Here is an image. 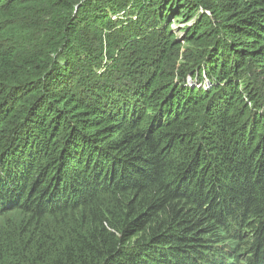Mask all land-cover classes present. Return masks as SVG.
Returning <instances> with one entry per match:
<instances>
[{"label":"trees","instance_id":"1","mask_svg":"<svg viewBox=\"0 0 264 264\" xmlns=\"http://www.w3.org/2000/svg\"><path fill=\"white\" fill-rule=\"evenodd\" d=\"M189 1L0 0V264H264V0L113 58Z\"/></svg>","mask_w":264,"mask_h":264},{"label":"rangeland","instance_id":"2","mask_svg":"<svg viewBox=\"0 0 264 264\" xmlns=\"http://www.w3.org/2000/svg\"><path fill=\"white\" fill-rule=\"evenodd\" d=\"M186 2L187 1H184L182 3L183 6ZM189 2H190L189 4L194 3L197 8L195 7L194 4L191 6V10L186 9V11H185V10H182L180 8L179 9L174 8L173 12L170 15H167L165 17V19L163 21L159 22L158 24H153L152 22H150L149 20L144 18L143 22L139 23V31L137 32V34H139L142 42H140L139 45H135L138 48V50L136 51V55H134L133 51H130V52L127 51V53L123 54V56L118 55V54H116V51H113V53H114L113 58L115 59V64L116 63H122V60L120 57H123V60L128 62V66H129V64L134 63V66L138 67L140 56L137 55V52H139V51L146 53V55L144 56V62L146 63L152 57H154V55L156 54V51H157V46H156V43L154 45V41L156 39H158L159 37H157L156 33H153V32L158 31V30H163V31H165L164 34L167 35L166 29H168L170 31L168 35H173V39H175V41L177 43H179V44H176L173 41V43L176 44L174 46H176V47L178 46V49L175 50V52L176 51L177 52H176L175 56H173L171 61H170L168 71L171 72V70L175 71L177 69H183L184 66L186 65L185 61L187 59L193 57V55L197 53L196 46H191V45L187 44L186 42H183V36H184L187 28L191 27L193 24L196 25L199 21H202L203 19H205L208 22V25L204 28L206 34L203 36V39H201L199 41L208 42L207 39L211 35V34H208L210 30L212 31V33L217 34L216 38H218V39L224 38L228 41L231 40V37L229 35L225 36V37L223 36L222 30H220V33H219L220 26H219L218 22L215 20L214 14L212 12L214 6L223 4V2H221V0H190ZM143 11H146V10L143 9L141 13H143ZM79 16H80L79 22L80 23L83 22L84 26H85L82 34L78 32V29H72V26L69 25V27L67 26L66 35H69V33H70L71 35L76 36V37H83V35H85V33H87L86 36H88L93 31V27H94L93 24L88 22V21H90V18L87 17V15H85V14H82V16H81V13L79 14ZM180 16H182L183 18H180ZM167 24L169 25V28H167ZM86 29H89L88 32L84 31ZM66 38H68V37H66ZM81 44L83 46H85L83 42H81ZM209 45L211 47H213V43L212 44L209 43ZM220 53L223 55H226L229 52L226 51L225 52L226 54H225L223 52V50H221ZM110 64H112V61L105 62L103 64L102 68L99 67L100 69H98L97 71L99 73H102L106 68H108V66H110ZM145 67L147 69L142 71V73L140 75L141 80H143L142 77L145 75L146 72L148 73L149 69L152 68L153 66L147 64V65H145ZM245 70H247V69L244 68V70H241V72H244ZM108 72L112 74V68H109ZM134 74L138 75V68ZM243 78H245V77H243ZM202 86L208 87L209 82L204 80L202 83ZM95 87H98L101 90L100 95L104 96V97H107V95L105 93H107L106 90H108L109 88H111V90H112L111 92H114V93H117L118 91L124 89V86H120V85H116L115 88L112 86H107V85H105L104 87L97 85V86H94L93 89ZM61 89H62L61 85L56 84L50 88V93H53V94L57 93ZM88 95L90 97H95L94 94L91 93V91H88ZM11 219H12V221H15V220H18L19 218L15 217V218H11ZM245 233H246V236L243 235V238L241 237V240L243 239V241L246 242L249 239L250 230H247ZM238 264H246V262L242 257H240Z\"/></svg>","mask_w":264,"mask_h":264}]
</instances>
